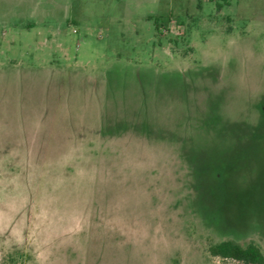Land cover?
<instances>
[{
    "label": "rangeland",
    "instance_id": "obj_1",
    "mask_svg": "<svg viewBox=\"0 0 264 264\" xmlns=\"http://www.w3.org/2000/svg\"><path fill=\"white\" fill-rule=\"evenodd\" d=\"M230 239L264 254V0H0V264Z\"/></svg>",
    "mask_w": 264,
    "mask_h": 264
},
{
    "label": "trees",
    "instance_id": "obj_2",
    "mask_svg": "<svg viewBox=\"0 0 264 264\" xmlns=\"http://www.w3.org/2000/svg\"><path fill=\"white\" fill-rule=\"evenodd\" d=\"M258 126L253 130L254 137L262 135ZM209 254L223 260H233L241 264H264V255L261 248L253 241L240 244L235 240H226L210 246Z\"/></svg>",
    "mask_w": 264,
    "mask_h": 264
},
{
    "label": "crops",
    "instance_id": "obj_3",
    "mask_svg": "<svg viewBox=\"0 0 264 264\" xmlns=\"http://www.w3.org/2000/svg\"><path fill=\"white\" fill-rule=\"evenodd\" d=\"M263 253V252H262ZM264 255V254H263Z\"/></svg>",
    "mask_w": 264,
    "mask_h": 264
}]
</instances>
